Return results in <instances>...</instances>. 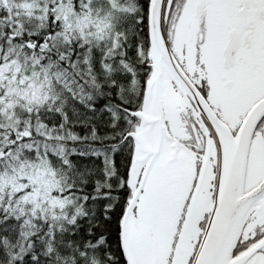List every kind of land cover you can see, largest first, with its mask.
<instances>
[{
    "label": "snow or ice",
    "instance_id": "1",
    "mask_svg": "<svg viewBox=\"0 0 264 264\" xmlns=\"http://www.w3.org/2000/svg\"><path fill=\"white\" fill-rule=\"evenodd\" d=\"M0 264H264V0H0Z\"/></svg>",
    "mask_w": 264,
    "mask_h": 264
}]
</instances>
